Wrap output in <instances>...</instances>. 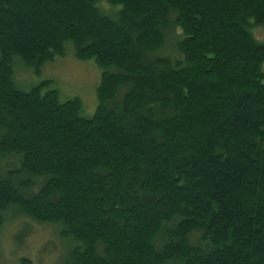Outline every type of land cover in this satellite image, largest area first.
Instances as JSON below:
<instances>
[{
	"label": "trees",
	"instance_id": "16d2710c",
	"mask_svg": "<svg viewBox=\"0 0 264 264\" xmlns=\"http://www.w3.org/2000/svg\"><path fill=\"white\" fill-rule=\"evenodd\" d=\"M255 27L264 0H0V230L58 228V264H264ZM66 42L101 70L91 117L14 83Z\"/></svg>",
	"mask_w": 264,
	"mask_h": 264
},
{
	"label": "rangeland",
	"instance_id": "374dc122",
	"mask_svg": "<svg viewBox=\"0 0 264 264\" xmlns=\"http://www.w3.org/2000/svg\"><path fill=\"white\" fill-rule=\"evenodd\" d=\"M98 7L104 13H112L117 9L106 2L100 3ZM252 32L258 39L264 35L261 27L253 28ZM64 48V55L54 56L51 62H46L39 74L25 66L19 57H13L14 83L18 89L27 91L40 82L50 81L49 88L58 92L60 101L78 98L81 115L91 117L97 106L96 89L101 70L92 60L77 59L70 42H66ZM173 52L176 54V51ZM55 229L58 228L37 224L21 215L10 218L0 230V264H21V259H28L31 264H58L60 247L49 251L53 244L60 245ZM17 230H25V235L19 236H24L22 241L15 235Z\"/></svg>",
	"mask_w": 264,
	"mask_h": 264
}]
</instances>
